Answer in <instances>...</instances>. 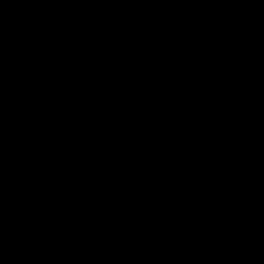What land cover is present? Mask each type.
<instances>
[{"label": "water", "instance_id": "obj_1", "mask_svg": "<svg viewBox=\"0 0 264 264\" xmlns=\"http://www.w3.org/2000/svg\"><path fill=\"white\" fill-rule=\"evenodd\" d=\"M0 264H264V0H0Z\"/></svg>", "mask_w": 264, "mask_h": 264}]
</instances>
